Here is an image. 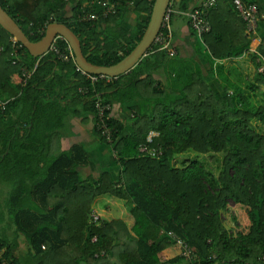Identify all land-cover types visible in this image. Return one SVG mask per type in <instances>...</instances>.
<instances>
[{
    "label": "trees",
    "instance_id": "obj_1",
    "mask_svg": "<svg viewBox=\"0 0 264 264\" xmlns=\"http://www.w3.org/2000/svg\"><path fill=\"white\" fill-rule=\"evenodd\" d=\"M70 1L0 6L30 42L47 25L63 24L89 63L110 67L139 43L155 0ZM188 2L180 0L179 9ZM105 4L114 5L106 17ZM82 10L97 20L79 21ZM207 18L210 31L201 39L191 34L192 58L152 45L127 74L94 86L52 53L34 59L22 48L13 65L17 43L0 27V185L8 188L0 264H264V46L250 51L254 37L231 0H216ZM194 56L210 67L214 84ZM246 57L251 71L239 86L227 68ZM34 66L24 84L21 68ZM80 87L94 92L80 95ZM95 96L112 107L110 143L96 131ZM84 114L118 172L84 177L87 151H60L65 118ZM207 157L219 160L215 169ZM169 233L190 248V260L168 254L175 246Z\"/></svg>",
    "mask_w": 264,
    "mask_h": 264
},
{
    "label": "built area",
    "instance_id": "obj_2",
    "mask_svg": "<svg viewBox=\"0 0 264 264\" xmlns=\"http://www.w3.org/2000/svg\"><path fill=\"white\" fill-rule=\"evenodd\" d=\"M215 2L216 0H205L198 8L194 9L188 15L189 24L199 39H201L204 34L210 31V24H209L207 16H208L209 10L214 6ZM97 4L98 5L101 4L100 0L97 2ZM105 6L107 8H106V12L104 13V16L106 17L108 13L113 12L114 5L105 4ZM231 6H232L233 11L245 22L246 33L249 36L254 37L253 38V41H254V39L257 38L259 22H260L258 8H257L255 1L254 0H231ZM172 13H173V10L170 4L169 8L166 10L161 29L153 43V45L159 46L158 50H166L168 54L170 55H173L175 53V50L170 45V40H171L170 16ZM95 20H97V17L95 14L85 15L83 10H82V15L79 16V21H82V22H93ZM59 39L61 38L57 37L53 40L48 50V53H52L54 57H56L58 60H61L63 62L72 61L74 63V56H73L71 49L67 47L65 50L62 51L58 47L57 40ZM13 43L14 44L17 43L16 45L12 46V50H13L12 64L15 65L17 63V60L20 57L21 49L24 47L18 42H16L15 40L13 41ZM1 51L2 49L0 48V52ZM78 70L82 76H85L88 79V82L90 83L91 86H94L96 83H98L101 80L110 79L103 75H89L81 71L80 69ZM34 71H35V66L31 71L27 70L25 67L21 68V77L24 80L23 81L24 84L30 78L31 74ZM259 71H262V68H260ZM91 88L93 90H90L86 87H80L78 89V94L86 95L91 92L93 93L94 88L93 87ZM92 100H93L92 104H93V108H94L95 116H96L95 117L96 131L98 132L101 138H104L107 143H110L111 142V130L106 122V115L111 113L112 107L110 104L104 103L98 96H95L94 98H92ZM152 134L154 135L151 136ZM155 135H156L155 133H151L147 138V142H150L151 137H154ZM139 152L144 153V152H148V150H146L145 146H142L139 148ZM157 154L160 155L161 153L157 152ZM168 235L175 242V246L179 254L183 258L190 260L192 258V251L184 243V241L177 238L172 233H169Z\"/></svg>",
    "mask_w": 264,
    "mask_h": 264
},
{
    "label": "crops",
    "instance_id": "obj_3",
    "mask_svg": "<svg viewBox=\"0 0 264 264\" xmlns=\"http://www.w3.org/2000/svg\"><path fill=\"white\" fill-rule=\"evenodd\" d=\"M78 1L84 0H71L70 6L76 4ZM180 0H172L171 3L174 5L171 17V40L170 45L183 57H190V53L193 57L192 44H194V38L191 34L193 32L188 15L193 9L197 8L205 0H189L187 10L182 11L179 9ZM258 8L261 10L260 22L258 28L257 38L250 46V51H257L260 46H264V0H254ZM48 26V25H47ZM46 26V27H47ZM190 57V58H192ZM195 57V56H194ZM26 61H30L26 58ZM245 59V58H244ZM242 61V59H240ZM239 62V61H238ZM4 75V74H1ZM1 81L11 80L9 78L1 77ZM5 91V90H4ZM6 92V91H5ZM4 103L0 102V105ZM80 111V108H77ZM60 139V151H67L74 145L82 146L90 156V166L87 167L91 172H118L119 167L114 166L112 163L111 150L103 145L99 138L93 133V117L92 115H80V116H68L65 118L63 127L59 131ZM86 169V168H85ZM82 172V170H80ZM4 224V223H3ZM11 234V233H10ZM9 234V235H10Z\"/></svg>",
    "mask_w": 264,
    "mask_h": 264
},
{
    "label": "water",
    "instance_id": "obj_4",
    "mask_svg": "<svg viewBox=\"0 0 264 264\" xmlns=\"http://www.w3.org/2000/svg\"><path fill=\"white\" fill-rule=\"evenodd\" d=\"M171 1H154L148 25L139 43L123 60L110 67H99L89 63L82 53L78 37L63 24H49L45 29L42 39L32 43L16 22L0 6V27L16 42L21 44L34 59L46 55L53 40L59 37L71 49L74 56V64L78 69L89 75H103L111 79H116L131 71L146 56L161 29L166 10L169 8Z\"/></svg>",
    "mask_w": 264,
    "mask_h": 264
},
{
    "label": "rangeland",
    "instance_id": "obj_5",
    "mask_svg": "<svg viewBox=\"0 0 264 264\" xmlns=\"http://www.w3.org/2000/svg\"><path fill=\"white\" fill-rule=\"evenodd\" d=\"M261 20V19H260ZM252 42H254V41H252ZM251 45H253L252 43H251ZM254 46V45H253ZM194 47H195V45L194 44H192V50H194L195 51V49H194ZM199 49V48H198ZM198 49H196V51L198 50ZM193 51V52H194ZM202 51V50H201ZM199 51H197L196 53H198ZM252 52V51H251ZM195 53V52H194ZM187 57V56H186ZM195 59H196V61L197 62H199V64L201 65V67L203 68V74H204V76L206 77V79L210 82L211 81V83H213L214 84V82H213V77H214V75L212 76L211 74H210V72H209V69H210V67L206 64V62L205 61H203L202 60V58H199L198 56H196V57H194ZM240 59H242V61L241 60H239V62L236 64V66L235 67H231V68H227V67H225V68H227V69H229V71L231 72V80L232 81H234V82H237V84L239 85V86H243L244 85V81H245V79L247 78V76L249 75V73H250V71H251V63H250V60H249V57H246L245 59L244 58H240ZM191 65V69L194 67L192 64H190ZM226 66V65H225ZM216 68H214V70H215ZM226 70V69H225ZM215 73H216V71H215ZM154 134H152L151 136H153ZM112 156V155H111ZM207 160H206V162H205V164H206V167L207 168H211V169H215V167L216 166H218V163H219V160L218 159H216L217 160V162L215 161V159L214 158H209V157H207L206 158ZM82 175L84 176V177H86V176H89V175H96L97 174V170H96V172L94 171V172H91V170L89 169V168H86V169H82ZM7 185H0V204H1V202L5 199V197H6V195H7ZM5 225V224H4ZM2 230V228H1V226H0V231ZM8 234H10L9 232H8ZM10 237H11V234H10ZM169 253V255L170 256H175V255H177L178 254V250L176 249V247L174 246V247H172L171 249H169V251H168Z\"/></svg>",
    "mask_w": 264,
    "mask_h": 264
}]
</instances>
